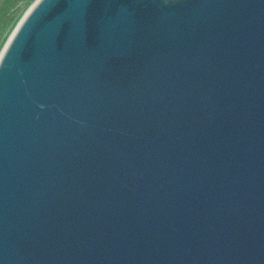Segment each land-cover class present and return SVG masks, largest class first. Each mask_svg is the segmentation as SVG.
Returning a JSON list of instances; mask_svg holds the SVG:
<instances>
[{
  "label": "water",
  "instance_id": "1",
  "mask_svg": "<svg viewBox=\"0 0 264 264\" xmlns=\"http://www.w3.org/2000/svg\"><path fill=\"white\" fill-rule=\"evenodd\" d=\"M0 264H264V0H36L0 52Z\"/></svg>",
  "mask_w": 264,
  "mask_h": 264
},
{
  "label": "rangeland",
  "instance_id": "2",
  "mask_svg": "<svg viewBox=\"0 0 264 264\" xmlns=\"http://www.w3.org/2000/svg\"><path fill=\"white\" fill-rule=\"evenodd\" d=\"M8 2V0H0V5H2L5 2ZM11 1V0H10ZM12 4H10V9L9 11L13 12L11 13L12 16H15V19L13 20V23L10 24V29L9 31L0 39V52L5 45L8 37L11 35L13 29L15 26L18 24L20 19L23 17V15L27 12V10L30 8V6L35 3L36 0H27V1H22V0H12Z\"/></svg>",
  "mask_w": 264,
  "mask_h": 264
},
{
  "label": "trees",
  "instance_id": "3",
  "mask_svg": "<svg viewBox=\"0 0 264 264\" xmlns=\"http://www.w3.org/2000/svg\"><path fill=\"white\" fill-rule=\"evenodd\" d=\"M14 1L8 0L2 5H0V39L9 31L10 24L13 23L15 16H12L10 9V4Z\"/></svg>",
  "mask_w": 264,
  "mask_h": 264
},
{
  "label": "flooded vegetation",
  "instance_id": "4",
  "mask_svg": "<svg viewBox=\"0 0 264 264\" xmlns=\"http://www.w3.org/2000/svg\"><path fill=\"white\" fill-rule=\"evenodd\" d=\"M12 1V0H11ZM22 1H27V0H22Z\"/></svg>",
  "mask_w": 264,
  "mask_h": 264
}]
</instances>
